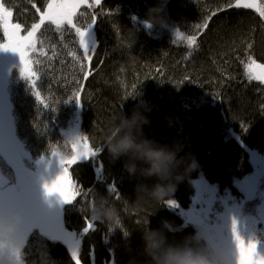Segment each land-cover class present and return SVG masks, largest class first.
<instances>
[{"label":"trees","instance_id":"1","mask_svg":"<svg viewBox=\"0 0 264 264\" xmlns=\"http://www.w3.org/2000/svg\"><path fill=\"white\" fill-rule=\"evenodd\" d=\"M48 2L7 0L25 29L38 22L39 13L32 5L46 11ZM156 2L101 0V5L85 4L77 12L76 26L86 29L92 23L91 75L80 72L71 55L82 51L75 29L45 21L37 32V52L30 56L37 88L49 107L44 108L32 94L19 64L8 71L15 135L30 157L23 163L33 167L53 149L66 148L64 158H71L75 152L66 139L74 133L88 137L98 150L93 157L66 165L78 189L95 195L94 200L78 197L70 205L71 217V208L67 214L83 264H154L144 250L146 228L160 230L166 247L218 255L228 239L235 242L229 209L236 212L240 228L241 220L252 223L240 234L246 241H259L258 252L264 255V175L255 180L257 170L248 155L252 150L264 161V84L250 80L246 69L249 55L264 63V20L254 9L228 8L226 0H162V15L168 21L164 29L145 23L148 8ZM221 6L224 10H218ZM210 14L208 27L197 31L195 26ZM178 31L184 36L196 34V45L179 39ZM137 110L148 118L143 126L146 138L169 148L179 146V156L197 165L190 170L181 167L182 178L174 183L173 194L160 203L141 198L142 189L157 183L156 177L130 174L125 159H113L105 144L114 118ZM2 165L5 174L15 175V169L0 157ZM195 181L205 185L200 194ZM244 182L254 184L251 198L242 190ZM170 199L178 207L169 206ZM93 202L114 206L118 216L113 221L90 217L87 209ZM85 218L94 219L87 234ZM73 246L35 235L27 239L22 257L25 264H74ZM228 264H236V256H230Z\"/></svg>","mask_w":264,"mask_h":264},{"label":"snow or ice","instance_id":"2","mask_svg":"<svg viewBox=\"0 0 264 264\" xmlns=\"http://www.w3.org/2000/svg\"><path fill=\"white\" fill-rule=\"evenodd\" d=\"M84 4H87L88 7L99 6L101 0H93L91 4L88 3V0H50L46 3V11L33 4L32 7L39 13L38 22L32 23L25 29L21 23L17 22L19 17L15 14L14 8L8 6L7 0H0V32H2L5 41L0 43V49L11 50L19 54L22 65L20 69L21 77L29 82L32 94L44 108H48L49 105L37 88L38 77L36 71L33 70L34 61L30 56V53L37 52V32L45 21L57 28L62 25H69L74 28L79 37V47L82 51L79 56L75 52L71 55L79 63L80 72L91 75L90 64L94 49H89L86 37L92 23H89L86 29H82L73 23L77 10ZM226 5L228 8L254 9L258 16L264 20V4L259 3V0H234V3L233 0H226ZM218 10H224L223 6ZM95 16L96 13H93V20H95ZM210 18L211 14L203 23L195 26L196 30L206 29L208 27L207 20ZM22 31L26 34L22 35ZM176 36L181 40H185L189 46H194L197 43L196 34L184 36L183 33L178 31ZM41 54H44L43 50H41ZM80 61H87V63H80ZM246 69L250 80L264 84V64L257 63L249 55ZM80 79L83 80V77ZM79 93L80 89L77 85V100L79 99ZM88 139V137H84L79 133L69 134L66 141L71 144L75 154L66 160L58 156L56 150L53 149L50 156H42L38 163L44 167L45 171L51 169L53 160H58L61 171L51 180L43 173L37 179L36 174L24 167L23 157L28 154L24 152L23 145L16 138L8 108L0 103V157H3L15 169L17 176V183L9 185L8 180L0 173V214L10 216L13 213H20L24 216L25 222L16 236L21 244L36 228L53 240L70 238L73 235L69 233L65 226L62 216L63 207L73 204L78 197L94 200L95 195L87 190L82 193L78 189L66 165H74L78 160L93 157L98 153V150H95L88 143ZM52 197H55V199L53 200ZM166 203L169 206L178 207L174 200H167ZM190 218L197 223H202L198 216L190 215ZM93 221L94 219L85 218L83 229L85 234L93 229ZM205 231H207L206 227ZM231 233L235 241L236 264H264V255L258 252L259 241L256 239L246 241L241 236L239 221L235 216L231 220ZM209 239L214 238L209 236ZM70 251L74 264H83L80 259L79 242H76Z\"/></svg>","mask_w":264,"mask_h":264},{"label":"clouds","instance_id":"3","mask_svg":"<svg viewBox=\"0 0 264 264\" xmlns=\"http://www.w3.org/2000/svg\"><path fill=\"white\" fill-rule=\"evenodd\" d=\"M164 11L165 4L157 0L148 8L145 23L167 29L168 21L162 15ZM134 42L132 39L129 46L132 47ZM146 123L148 118L138 110L133 111L131 116L120 112L109 128L105 144L113 159H125V168L130 174L140 172L144 177H156L157 183L142 189L141 198L146 202L160 203L173 194L174 183L182 178L181 167L190 170L197 165L189 157L179 156V146L169 148L146 138L143 135ZM56 152L63 158L68 155L66 148ZM87 211L96 220L113 221L118 216L114 206L105 207L99 202L91 203ZM24 222L25 218L20 213L10 216L0 214V264H25L23 245L16 239ZM143 241L145 253L154 264H228L230 259L228 250L214 256L207 251L196 252L171 245L166 247V237L158 229L146 228Z\"/></svg>","mask_w":264,"mask_h":264},{"label":"flooded vegetation","instance_id":"4","mask_svg":"<svg viewBox=\"0 0 264 264\" xmlns=\"http://www.w3.org/2000/svg\"><path fill=\"white\" fill-rule=\"evenodd\" d=\"M18 53L16 52H13L11 50H3V49H0V67H5V68H8L10 65H11V62H13L14 64H18ZM5 73V71H4ZM0 86H1V89H2V92L0 93V95L2 96V102L7 108H8V111H9V115L11 117V120H12V123H13V128H14V131H15V124H14V118H13V107L10 103V100H9V97H8V92H7V89L9 86H10V78L9 76L5 79L3 77H0ZM6 101V103H5ZM23 159H27L30 161V157L27 155L25 157H23ZM40 160V159H39ZM37 160L35 163H34V166H37V171L35 172H32L34 174H36V178L38 179L40 174L43 173L49 180H51L52 178L55 177V175L58 174L57 172V166H58V163L57 161L53 160L52 161V166H51V169L48 170V171H45L44 170V167L38 163ZM24 164V163H23ZM24 167L26 169H29L31 167H27L24 165ZM0 173H2L5 178L8 180V183L9 185H14L17 183V176H16V173L15 175H12L11 173H6L5 174V165H2L0 167ZM52 199L54 200L55 197H52ZM69 207L70 205H65L62 209V216H63V220H64V223H65V226L66 228L68 229L69 233H70V227H69V224L67 223V213H68V210H69ZM35 235H43L44 237H46L48 240L52 241V242H66L68 239L70 238H61V239H58V240H53L51 239L50 237L46 236L44 233H42L40 231V229L36 228V229H33L32 233L29 234V236L27 237L28 238H32L33 236ZM27 239L25 240V242L22 244L23 245V251L26 247V242H27ZM23 254V253H22Z\"/></svg>","mask_w":264,"mask_h":264},{"label":"rangeland","instance_id":"5","mask_svg":"<svg viewBox=\"0 0 264 264\" xmlns=\"http://www.w3.org/2000/svg\"><path fill=\"white\" fill-rule=\"evenodd\" d=\"M85 6V4L84 5H82L78 10H77V12H80L82 9H83V7ZM89 30L90 29H88V35H87V39H88V43H90V39H91V37H92V34H91V32H89ZM18 64H19V66L20 67H22V65H21V61H20V57H19V55H18ZM13 62H11V65L8 67V68H5V67H0V77H3V78H7L8 77V71L9 70H11V67L13 66ZM260 64H264V63H260ZM4 71H5V73H4ZM7 89V88H6ZM2 92V89H1V86H0V93ZM0 97L2 98V96L0 95ZM0 98V103L2 102L1 99ZM5 103H6V101H5ZM251 159H252V161H251V163L253 164V166L256 168V170H257V172H256V178H255V180H258L259 181V179H261L262 177V175H264V174H262L261 173V171H259L258 170V167L259 168H261L262 167V164L260 163L261 161L259 160V158L256 156V155H254V154H252V156H251ZM194 185L196 186V187H205V185H203V184H199L197 181H195L194 182ZM253 186H254V184H252V183H250V182H244V184H243V188H242V190H244V192H245V195L248 197V198H251L252 197V190H253ZM201 200H202V197H201V199H200V202H201ZM229 214L231 215V216H236V212L234 211V210H232V209H229ZM224 219H225V221H227V216H224L223 217ZM242 222L240 223L241 224V228H240V231H241V229L243 228V230H247L248 229V227H250L251 225H252V223L251 222H249V221H245V220H241ZM216 228H219L220 229V226H216ZM228 230H229V227L227 228ZM230 232H231V229H230ZM231 234V233H230ZM73 237V236H72ZM71 241H73L72 239H71ZM227 242V246L226 247H224V249H223V251L224 250H228V252H229V254H230V256H236V254H233V252L235 251V242H232V241H230L229 239H228V241H226ZM73 243V245H74V242H72Z\"/></svg>","mask_w":264,"mask_h":264},{"label":"bare ground","instance_id":"6","mask_svg":"<svg viewBox=\"0 0 264 264\" xmlns=\"http://www.w3.org/2000/svg\"><path fill=\"white\" fill-rule=\"evenodd\" d=\"M9 87H10V86H9ZM9 87L7 88V92L9 91ZM8 97H9V95H8ZM252 154L256 155V156L259 158V160L261 161L260 163L262 164V167H261V168L258 167V170L264 173V161H262V160L260 159V157H259L255 152H253L252 150H249V151H248V155H249L250 161H252V159H251ZM28 170H29L30 172H35V171H37V166H33V167L29 168ZM60 171H61V168H60V165H58V166H57V172L59 173ZM196 191H197L198 194H200V192L202 191V187H196ZM70 208H71V206L69 207V210H70ZM69 210H68V211H69ZM72 210H73V207L71 208V211H70V213H69V217H71ZM62 214H63V212H62ZM67 214H68V213H67ZM66 221H67V220H66ZM67 223H68V222H67ZM68 224H69V223H68ZM70 233L72 234L71 230H70ZM71 239L73 240L72 235L70 236V239H68V240L66 241V243H68L69 245H72V246H73V243H72V242H74V241H71ZM74 244H75V242H74Z\"/></svg>","mask_w":264,"mask_h":264}]
</instances>
